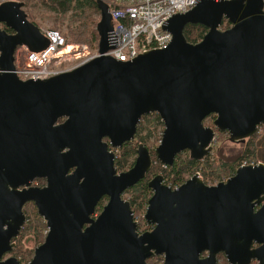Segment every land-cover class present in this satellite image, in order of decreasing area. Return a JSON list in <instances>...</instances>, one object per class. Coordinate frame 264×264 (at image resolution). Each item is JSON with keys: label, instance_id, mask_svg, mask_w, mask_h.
Returning <instances> with one entry per match:
<instances>
[{"label": "water", "instance_id": "obj_1", "mask_svg": "<svg viewBox=\"0 0 264 264\" xmlns=\"http://www.w3.org/2000/svg\"><path fill=\"white\" fill-rule=\"evenodd\" d=\"M99 55L47 79H20L14 52L40 50L48 39L27 18L22 1L0 4V264H21L12 251L33 202L47 226L25 264H264V162L240 165L225 180L198 173L177 187L157 174L139 232L125 189L146 176L150 150L117 172L115 152L134 138L145 114L163 121L156 160L171 165L187 150L203 160L216 130L243 143L264 124L263 0H199L169 18V45L120 61L108 50V5L96 0ZM224 19L230 26L221 30ZM207 30L189 42L186 24ZM214 114L212 125L204 119ZM107 140H104V139ZM44 178L43 186H34ZM106 197L98 214V203ZM261 206L255 210V206Z\"/></svg>", "mask_w": 264, "mask_h": 264}, {"label": "trees", "instance_id": "obj_2", "mask_svg": "<svg viewBox=\"0 0 264 264\" xmlns=\"http://www.w3.org/2000/svg\"><path fill=\"white\" fill-rule=\"evenodd\" d=\"M42 3L47 4L49 9L57 12L59 15V19L62 21L66 17L68 18V35L73 38V40L86 42L92 41L95 38V41L98 39V33L95 28V14L99 13V9L96 5V0H41ZM68 15V16H67ZM50 18H54L50 16ZM72 26V24H75ZM95 23V24H94ZM225 25H229L230 22L227 20ZM56 29V28H54ZM59 30V29H58ZM207 28L201 24H192L188 23L185 25L183 33L186 39L189 42H197L199 41ZM196 33V37L195 34ZM90 36V38H89ZM214 119V114L208 116L204 123L211 125L212 120ZM163 121L158 113L152 112L145 114L141 117L136 131V141L145 142L147 147L152 149V146H155L158 141L161 139V134L163 130ZM159 127L161 128L160 133L158 134ZM216 133H224L222 130H216ZM259 133H255L251 137L247 138L246 141V149L244 152L236 157L235 159L229 160H219L218 163L211 162L209 160V155L205 156V158L201 160H193L190 159L189 154L185 152L184 154L179 153L175 160L171 165L162 166L155 158V155H152L154 161H157L158 170L155 169V163H153L151 170L147 173L146 177L143 180H140L134 186L128 188L125 191L126 197L129 199L131 209L133 210L134 216L138 219L139 230L149 229V225L144 221L142 215L145 212L147 201L149 197L152 195V190L149 188L147 181L151 177V173H155L154 171H160L163 169L166 174V179L171 187H175L183 183L187 178L186 175H191L193 173H199L203 176V181L207 183L208 180L212 181H220L222 179H226L230 175H232L236 167L242 163V159L247 157H256V142ZM152 138L155 139L156 142H152ZM264 138V135H263ZM104 140H107L106 138ZM135 146L136 142L129 141L125 142L121 148L119 149L120 153L115 157L114 166L117 170H126V168L130 167L133 163L135 156ZM155 148V147H154ZM153 151V150H152ZM154 154V152H153ZM41 181L40 184H45L44 179H36ZM101 200L97 207L96 213H98L102 208ZM31 204V203H30ZM34 207V215H30L27 211L26 218L27 222L23 227V231L21 235L14 240L20 241L23 235L27 234L31 231L33 235V241L39 242L40 238L44 235L43 232L47 230L46 223L38 215L36 212V207L34 203H32ZM25 212V211H24ZM142 212V213H141ZM39 239V240H38ZM42 243V242H41ZM28 252L19 251V246L15 247L8 255H14L18 258V260L23 264L28 262L32 257V251L27 250ZM218 264H229L222 253L217 255ZM161 260V255L153 256L147 259L148 263H154ZM255 264V263H254Z\"/></svg>", "mask_w": 264, "mask_h": 264}, {"label": "built area", "instance_id": "obj_3", "mask_svg": "<svg viewBox=\"0 0 264 264\" xmlns=\"http://www.w3.org/2000/svg\"><path fill=\"white\" fill-rule=\"evenodd\" d=\"M4 1L8 0H0V3ZM102 1L108 5L113 19L112 28L106 33L109 48L103 54L129 61L139 53L167 47L172 35L163 26L170 17L187 12L199 0ZM224 28V25L220 26V29ZM40 31L49 41L45 48L34 51L22 45L15 51V72L23 80H43L99 55L97 44L68 43L61 32L52 28H41ZM66 53H70V57H66ZM162 260L161 256L160 261L149 264H161Z\"/></svg>", "mask_w": 264, "mask_h": 264}, {"label": "rangeland", "instance_id": "obj_4", "mask_svg": "<svg viewBox=\"0 0 264 264\" xmlns=\"http://www.w3.org/2000/svg\"><path fill=\"white\" fill-rule=\"evenodd\" d=\"M21 1L23 2V10L27 13V18L30 21H32L33 23H35L38 27L59 29L62 32V34L64 35V37L66 38L68 43H75V44L87 43V44L93 45L96 42L95 38L92 41L87 40L86 42H80V41L73 40V38L71 36H69L68 32H67L68 24H69L68 18L66 17L65 19H63L61 21L58 18L59 15L57 14V12L50 10L48 5L42 3L41 0H21ZM50 16H53L54 18H50ZM94 18H95L96 22L99 20V13L98 12H97V14H95ZM74 25H76V23L72 24V26H74ZM230 25L231 24H229L228 27ZM194 35L196 37V33ZM89 38H90V36H89ZM66 55L69 56V53H66ZM205 119H204V121H205ZM206 125H209V124H206ZM211 125H212V122H211ZM160 130H161V128L159 127L158 134L160 133ZM257 133H259V134H258L257 138L255 139V142H256V151H257L258 155L256 157H247V158L242 159L241 164H248L250 162L256 163V162H260V161L264 162V138H263L264 125L260 126L259 131ZM247 140L248 139H246L245 142H243V143H234V142L229 141L228 133L226 131H224L223 134L222 133H216V138L213 141V149L208 154L209 156L208 155L207 156L209 157V160L211 162H215V163H218L219 160H221V159H223V160L235 159L236 157L240 156L244 152V150L246 149V147H247L246 141ZM152 142H156L154 138H152ZM158 143H159V141L157 142V144H155V146L158 145ZM240 165H238V166H240ZM193 174H191V175H193ZM191 175L190 174L186 175V178L188 179ZM199 176L201 177V179L203 178L202 175L199 174ZM35 181H39V180H34L32 182V185L34 184ZM217 182L218 181L208 180L207 184H216ZM40 185L41 184H37L35 186H40ZM123 197L125 198L126 194H123ZM105 202H106V199H104L102 201V204H104ZM23 211H25L26 214L28 211L31 216L34 215V207H33L32 203L31 204L27 203L25 205V207L23 208ZM36 212H37V210H36ZM27 217H28V214H27ZM22 231L23 230L21 229L19 236L21 235ZM43 233H44V235H42V237L40 238L41 241H39V242L35 241L34 242L32 239L34 234H32L30 231L27 234L23 235L22 238L20 239V241L15 240V247L19 246L20 253L21 252H28L27 250H31L32 254H33L34 248L36 246H38L44 240L45 232H43ZM29 258L31 259V257H29Z\"/></svg>", "mask_w": 264, "mask_h": 264}, {"label": "flooded vegetation", "instance_id": "obj_5", "mask_svg": "<svg viewBox=\"0 0 264 264\" xmlns=\"http://www.w3.org/2000/svg\"><path fill=\"white\" fill-rule=\"evenodd\" d=\"M0 27L3 28V29H5L8 33H12V32H13L11 28L6 27V26H4L3 24H0ZM151 113H152V112H151ZM262 125H264V124H262ZM262 125H261V126H262ZM137 126H138V124H137ZM136 131H137V127H136ZM136 140H137V137H136V132H135L134 138H133L132 140H130V141L136 142V146H135V156H134V160H133L132 165L134 164V161H135V159H136V157H137V148H138L139 144H141V143L145 144L144 142L136 141ZM127 142H129V141H127ZM124 143H125V142H124ZM124 143H123V144H124ZM123 144H122V145H123ZM122 145H121V146H122ZM145 145H146V144H145ZM121 146H120L119 148H115V149H113L114 152H115V157H116L117 155H119V153H120L119 149L121 148ZM146 146H147V145H146ZM147 148L150 150V154H151V158H152V155H154V154H153V152H154V146H152V149L149 148V147H147ZM152 150H153V151H152ZM185 152L188 153L187 150H184V151H182V152H180V153L184 154ZM178 154H179V153H178ZM178 154H177V155H178ZM177 155H176V156H177ZM176 156H175V157H176ZM115 157H114V161H115ZM190 159H192V158H190ZM174 160H175V159H174ZM193 160H195V159H193ZM197 161H198V160H197ZM201 161H202V160H201ZM153 163H155V169L158 170V166H157V164H156L157 161H154L153 158H152V165H153ZM132 165H131V166H132ZM152 165H151L149 171L151 170ZM131 166H130V167H131ZM163 166H164V165H163ZM130 167L126 168V170L129 169ZM116 170H117V169H116ZM121 171H125V170H117V172H121ZM149 171H148V172H149ZM148 172H147V173H148ZM154 172H155V173H151V177L148 179L147 184H148V182H149L154 176H156L157 174H160V175H162V182H163L164 184H166V185L171 186V185L168 183L167 179H166V174H165V171H163V169H161L160 171H157V172L154 171ZM146 175H147V174H146ZM230 176H231V175H230ZM145 177H146V176H145ZM145 177H143V178L140 179V180H143ZM36 179H44V178H35L34 180H36ZM34 180H33V181H34ZM44 180H45V179H44ZM140 180H139V181H140ZM139 181H138V182H139ZM138 182H137V183H138ZM40 183H41V181H35L33 185L35 186V185L40 184ZM45 183H46V181H45ZM137 183H135V184H137ZM135 184H134V185H135ZM43 185H45V184H43ZM43 185L41 184L40 186H43ZM134 185H132V186H134ZM132 186H131V187H132ZM129 188H130V187H129ZM127 189H128V188H127ZM127 189L124 190L123 194H125V191H126ZM150 189H151V188H150ZM123 198H124V197H123ZM104 199H106V197H104L102 200H104ZM125 199H128V198H125ZM128 201H129V199H128ZM27 203H33V202H27ZM27 203H26V204H27ZM26 204H25V205H26ZM25 205L23 206V208L25 207ZM260 206H261V204L255 206V210H257ZM23 212H24V211H23ZM24 213H25V212H24ZM25 216H26V214H25ZM26 222H27V218H26ZM26 222H24V224H23V226H22L21 229H23V227H24V225H25ZM20 231H21V230H20ZM19 234H20V232H19ZM18 236H19V235H18ZM18 236H17V237H18ZM17 237H16V238H17ZM16 238H15V239H16ZM14 242H15V241H14ZM14 248H15V246H14ZM14 248H13V249H14ZM254 263H255V262L252 261L251 264H254ZM255 264H256V263H255Z\"/></svg>", "mask_w": 264, "mask_h": 264}, {"label": "bare ground", "instance_id": "obj_6", "mask_svg": "<svg viewBox=\"0 0 264 264\" xmlns=\"http://www.w3.org/2000/svg\"><path fill=\"white\" fill-rule=\"evenodd\" d=\"M66 57H70V53H69V56H68V55H66Z\"/></svg>", "mask_w": 264, "mask_h": 264}]
</instances>
